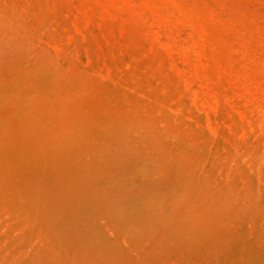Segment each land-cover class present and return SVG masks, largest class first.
<instances>
[{"label":"rangeland","instance_id":"374dc122","mask_svg":"<svg viewBox=\"0 0 264 264\" xmlns=\"http://www.w3.org/2000/svg\"><path fill=\"white\" fill-rule=\"evenodd\" d=\"M139 13L123 0H0L1 262L264 264L251 234L264 109L249 116L238 90L218 97L160 27L142 37ZM169 86L188 95L162 121Z\"/></svg>","mask_w":264,"mask_h":264},{"label":"bare ground","instance_id":"6f19581e","mask_svg":"<svg viewBox=\"0 0 264 264\" xmlns=\"http://www.w3.org/2000/svg\"><path fill=\"white\" fill-rule=\"evenodd\" d=\"M81 1H86L90 5L96 2L103 7H112L122 0ZM123 1L131 7L139 8V17L135 20L138 28L143 31L142 37L151 42L159 40L154 32V28L158 26L171 44L177 41L176 45L188 50L197 63L205 66L206 75L217 87L214 92L219 93L218 97L222 89L229 93L238 90L241 92L238 103L249 116L255 117L261 108L264 109V0ZM169 21L179 28L178 35L174 36L169 29L168 25L171 24ZM245 87L248 93L256 97L255 104L249 103L245 98L247 95ZM168 92L170 100L166 110L160 111L157 116L153 110H146L141 121L151 123L156 121L155 117L162 121H170L168 112L177 110L179 99L188 94L173 86H169ZM83 100L87 101V98ZM84 101L82 102L85 103ZM120 105L123 104L115 102L111 110H122L123 107H119ZM102 106H105L104 102L96 98L92 107ZM132 106L139 110L138 104ZM166 125L171 127L168 122ZM187 132L190 131L184 130L185 134H188ZM247 144L243 145L242 153H247L250 160L255 161L260 151H254V148ZM262 158L261 174L264 183V153ZM258 211L251 234L254 237H264V189L258 202ZM10 256L3 258L6 259L5 263L0 260V264H13L12 255ZM15 264L22 263L17 259ZM31 264L38 263L34 261Z\"/></svg>","mask_w":264,"mask_h":264}]
</instances>
